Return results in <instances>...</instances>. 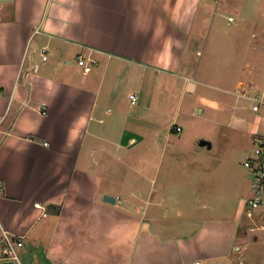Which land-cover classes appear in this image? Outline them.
Segmentation results:
<instances>
[{
	"label": "crops",
	"instance_id": "1",
	"mask_svg": "<svg viewBox=\"0 0 264 264\" xmlns=\"http://www.w3.org/2000/svg\"><path fill=\"white\" fill-rule=\"evenodd\" d=\"M202 5L209 4L0 0V248L4 228L22 238L21 258L40 252L47 264H264V228H253L242 200L224 216L164 210L189 150L176 120L202 103L220 104L240 127L247 108L232 93L244 81L224 89L235 96L228 105L204 97L182 71ZM160 72L184 81V105L159 128L152 106L139 100L150 73L156 85ZM127 85L138 90L128 94L138 95L132 107L119 93ZM121 192L132 203L120 202Z\"/></svg>",
	"mask_w": 264,
	"mask_h": 264
},
{
	"label": "rangeland",
	"instance_id": "2",
	"mask_svg": "<svg viewBox=\"0 0 264 264\" xmlns=\"http://www.w3.org/2000/svg\"><path fill=\"white\" fill-rule=\"evenodd\" d=\"M207 4V7L202 5L199 12L195 26V32L199 29V34L196 38L192 37L194 41L187 53L189 61L186 59L182 71L186 69L198 81L199 91L203 92L204 97L222 101V104L234 105L230 98L232 95L224 89H233L239 81L246 83L242 87L249 85L254 88L253 93L264 94V0H206ZM228 16H233L235 21L230 22ZM149 77L151 80L145 81L139 104L145 101L151 105V116L156 117V125L164 127L184 105L181 99L184 81L175 75L160 72L156 74L158 81L154 85V75L150 73ZM122 88L119 93L122 92L123 103L132 107L128 94L138 90L129 85ZM242 103L247 105L244 115L241 110L235 109V114L244 118L240 127L219 109L223 106L220 104L216 109L202 103L191 116L176 120L185 127L181 133L182 141L189 150L185 149L188 154L182 158L185 166L174 173L175 178L170 186L174 195L167 198L164 204L174 212L164 206L167 215H175L179 209L181 217L185 214L186 218V210L191 209L196 217L203 216L205 211L212 217L218 214L224 216L238 208L241 200L245 203V199L251 195L253 172L244 162L254 148L253 134L264 136V104L260 111L251 112L247 100H239V108ZM144 134L150 140L152 133ZM173 134V141L178 140L180 134ZM203 139L212 142L213 148L201 146ZM185 167L189 171H184ZM149 168L147 166V171ZM182 175H190L191 179H181ZM178 192L182 193L180 197L176 196ZM122 194L119 200L126 202L128 196ZM150 199L155 201L156 197ZM213 207L220 213L213 212ZM246 218L250 221L247 215ZM255 223L258 221L255 220ZM33 253L32 258L29 256L32 261L26 259L25 255L22 264H47L38 262L40 252Z\"/></svg>",
	"mask_w": 264,
	"mask_h": 264
},
{
	"label": "built area",
	"instance_id": "3",
	"mask_svg": "<svg viewBox=\"0 0 264 264\" xmlns=\"http://www.w3.org/2000/svg\"><path fill=\"white\" fill-rule=\"evenodd\" d=\"M230 22H234L233 16H228ZM43 60L48 59L46 49L41 51ZM79 64L84 67L86 72L91 71L93 63L87 61L83 54L79 55ZM236 98L247 100L250 103V109L258 112L264 104V94L252 93L248 88L238 86L232 92ZM131 102L137 103L138 95L133 93L130 95ZM180 126L176 127L179 131ZM254 148L250 156L245 160V166L253 172V178L250 184V196L245 199L246 213L249 218L256 220V217L264 216V136L255 133L253 135ZM255 228H264V221L256 223ZM252 229V231H254ZM2 246L0 248V261L13 262L14 264H22L21 248L24 246L22 238L15 237L6 229L2 228Z\"/></svg>",
	"mask_w": 264,
	"mask_h": 264
},
{
	"label": "water",
	"instance_id": "4",
	"mask_svg": "<svg viewBox=\"0 0 264 264\" xmlns=\"http://www.w3.org/2000/svg\"><path fill=\"white\" fill-rule=\"evenodd\" d=\"M193 87V83L190 84V88ZM201 145H207L208 147L212 146V143L208 140H201ZM105 200L109 201V202H115V198L110 197V196H106ZM0 264H14L13 262H1Z\"/></svg>",
	"mask_w": 264,
	"mask_h": 264
},
{
	"label": "trees",
	"instance_id": "5",
	"mask_svg": "<svg viewBox=\"0 0 264 264\" xmlns=\"http://www.w3.org/2000/svg\"><path fill=\"white\" fill-rule=\"evenodd\" d=\"M48 209L53 210L52 213L58 215L60 213L61 207L56 205H50Z\"/></svg>",
	"mask_w": 264,
	"mask_h": 264
}]
</instances>
